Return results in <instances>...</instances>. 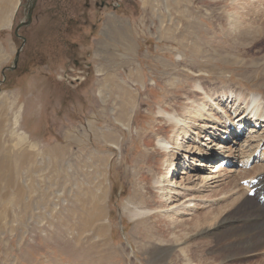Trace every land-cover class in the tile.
<instances>
[{
    "label": "rangeland",
    "instance_id": "rangeland-1",
    "mask_svg": "<svg viewBox=\"0 0 264 264\" xmlns=\"http://www.w3.org/2000/svg\"><path fill=\"white\" fill-rule=\"evenodd\" d=\"M20 2L0 0V264H184L179 251L192 242L208 245L203 264H264V247L212 263L215 234L203 232L175 243L171 259L152 254L171 241L157 236L155 216L193 205L188 219L227 199L254 198L246 184L264 174V125L240 126L239 102L224 95L214 98L217 109L198 108L206 98L192 83L211 94L264 95V0H118L116 11L95 0H40L35 21L16 35ZM114 27L127 31L131 49L110 37ZM226 127L242 132L234 143L215 138L207 149L221 147L213 168L186 173V159L194 168L202 158L184 151L169 185L173 172L149 164L158 140L175 138L176 148L188 133L191 148H206L211 128L226 137ZM161 197L164 207L128 216Z\"/></svg>",
    "mask_w": 264,
    "mask_h": 264
},
{
    "label": "bare ground",
    "instance_id": "bare-ground-1",
    "mask_svg": "<svg viewBox=\"0 0 264 264\" xmlns=\"http://www.w3.org/2000/svg\"><path fill=\"white\" fill-rule=\"evenodd\" d=\"M238 11H240V9ZM233 12H234V10H233ZM230 16H232V15H230ZM242 16L243 15H241V14L238 15V19H240V18L242 19ZM230 18H232V17H230ZM123 31H124V33H123ZM112 32L110 31L109 34H110V37L114 36L113 40H117L116 39V36H117L119 43L124 42V45L126 43L127 45L130 46L129 49H131L133 47V46H131L132 44L129 41L130 37H129V35H127V31H125V29L123 30V29H118V28L114 27V30ZM114 34H116V36ZM258 45L263 47V42H262V44H258ZM124 48L126 49V46H124ZM129 49H128V51H129ZM206 74H208V73H206ZM193 81H194V83H192V84H193V87H195V89L197 90L196 91L197 96L203 95L206 98V101H204V98L202 97L203 100H201L202 102L199 101L200 107H198V108L205 110V109H207L208 104L211 105L212 102L215 103V105H216L214 98L219 99L220 96L224 95L223 98H221V99L226 100V101L230 100L229 102H231V103L234 102L235 104L239 102L238 103V110H240L241 112L239 115H235L238 112V110H235L233 115L236 116L235 119L240 117V120L238 121V124L240 126H242L244 124V128L247 127L250 129L251 126H246L245 124L247 122L252 123L255 125V126H252V129H251L252 132L254 130L257 131L258 128L256 129L254 127H259V125H260V129L263 128V125H264V95H261L259 93H241V92L240 93H238V92L233 93V91L231 89H226V90L222 89V90H220L219 93L214 92L213 94H211V91H206L207 89L205 90V88H202V86H200V84L197 82V80H193ZM219 102H221V101H219ZM218 105L220 106V104H218ZM218 105H216V109H217ZM210 109L211 108H209V110ZM166 111L164 110V112H162L161 114L170 123L175 122L176 119L173 118L172 114H170L169 112H166ZM222 112L224 114L223 110H222ZM213 113H214V111H213ZM209 114L212 115L211 113H208V115ZM169 116H172V117H169ZM223 119H225V118L223 117ZM213 121H215V120L213 119ZM225 122H227V121H225ZM176 124H174V125H176ZM211 129L212 130H211V133L209 135V138L204 140V141H206L204 144V146L206 148H199L198 147V149L195 148V150L193 147L191 148L190 146H191V141L193 138H191V135L188 133H186V135H185L186 140L184 141V143L176 144L177 145L176 148H175V142H176L175 138L170 139V138L166 137V139H164V140L163 139L158 140V145H157L159 147L158 149H160V151H162L164 154L162 152H161L162 153L161 154L160 151L157 152L155 154V157H154L155 162H153L152 158H151V159H149V164L158 165V163H160V167H162L168 171L167 174H170L171 172H173V173H171L172 175H170L164 179V182L168 183L169 185H172V183L174 182V178H175V174H176V171H174L175 165H176L175 159L176 158L178 159V155L181 154L182 152L184 153V151L192 152V153H194V155L197 154V155L201 156V158H202L201 161L194 162V164H193L194 168H192L189 165V161L186 159L185 164H184V169H185L186 173H189L190 169H191V171H196L197 168H195V166L197 167V165L199 168H202V167L207 168V169L213 168V163L216 161V155H217L214 153V150L215 149L217 150V148L221 149V147L219 145L215 144L214 145L215 147H213L214 150L212 152L213 153L212 155H211V153L209 154V151H207V149L210 148L209 147L210 145L215 143V141H216L215 138H218V137H220L222 139L224 138V139H226L227 143H234L236 139H239L238 135L241 134L242 130L237 128V130H236L237 133H234V135L232 136L226 127V129H224V131H223L226 134V137H225V136L221 135L220 131H218V128H216V129L211 128ZM177 137H180V135L178 134ZM219 149H218V151H219ZM221 153L225 154V152H223V151ZM159 154L161 156L160 160L157 159ZM187 156H185L184 158H187ZM230 156H231V154L228 157L230 158ZM262 168H256V169L254 168L253 171H256L257 169L262 170ZM247 169H249V168L247 167L245 170H243L244 175H247V174L251 175L252 171L247 170ZM244 177H242V178H244ZM242 178L236 179V177H235L234 179H236L237 182H240L241 180H243ZM258 179H259L258 183H256V180H255V183L252 185H249L248 182L246 184L248 187V190L254 191L253 192L254 198H249L247 196L246 197L243 196L241 198L239 196V199H234V200L233 199H231V200L227 199L225 204L219 203L220 205L218 204L217 205L218 207L211 210V212L204 213V214H200V213L196 214V212H195L193 217L188 218V219H184V217H185L184 215H186V214H184V212L185 211L186 212L191 211L192 209H188V208H190L193 205H189L188 207H186L184 209V212L182 215L181 214L178 215L177 210H175L176 211L175 214L174 213L171 215L167 214L168 216H166L164 214L163 216L165 217V219L162 217L163 220H161L159 217L161 215L155 216V218L156 217L158 218V221L155 222L153 229H155L157 236H159L160 232H162V235L166 240H171L170 242L166 241L167 242V243H165L166 245L165 244L164 245H157V246L153 247V249H152L153 253L152 254L154 256L155 262L166 261L167 257H169V256H170L169 259H171V254L173 252L172 247H174V244L179 243L183 240L188 241L192 236L195 235L196 232H203L205 234H215L214 239L211 240L212 242H209L211 244H214L213 252L217 253V256H215V258H214L215 260L212 258L213 259L212 263L224 261V259H228L231 257L234 258V257H237L239 255L245 256L247 254H252V253L258 252L259 247L260 248L264 247V174H262L260 177H258ZM230 181H232L234 184H237V182H235V180L231 179ZM158 183H159V181H158ZM174 184H176V182ZM201 184H203V181L199 182V184L193 183V185H196L194 187L195 189H197ZM228 184L230 185L231 183H228ZM0 189H1V187H0ZM4 190H5V188H3V191ZM258 194H259V198L257 197ZM0 197H2V196H0ZM156 201L157 200L154 199V201H152L149 204V206H147L148 209L146 207L145 208H143V207L138 208L137 206H135L132 210L131 209H130V211L128 210L129 211L128 216L132 220H136V219L142 218L144 215H146L147 211L154 210L152 208H154L155 204L156 205L159 204L160 206H163V207L166 205V201H164V197H161V200L159 202H156ZM194 206H196V205H194ZM4 211H6L5 208H4ZM192 211H195V210L193 209ZM255 211H257V213H255ZM255 214H259V215H255ZM253 219H255V220H253ZM5 220H7V219H5ZM241 220H246L245 222H247V220H253L252 222L255 224H253L251 226H242V225L236 224L237 221H241ZM2 222H3V220H2ZM162 223H164L163 227L166 228L164 231H163ZM5 225H7L6 222H5ZM248 225H250V224H248ZM207 246L208 245H205V242H203V243L192 242L190 246H188L186 248L185 247L181 248L179 251V254L183 257L184 264H203V262H205L206 260L201 259V257H199V256H200V253L203 252L204 247H207ZM191 251H195L194 254ZM174 257H175V255H174ZM174 262H175V260H174Z\"/></svg>",
    "mask_w": 264,
    "mask_h": 264
},
{
    "label": "flooded vegetation",
    "instance_id": "flooded-vegetation-1",
    "mask_svg": "<svg viewBox=\"0 0 264 264\" xmlns=\"http://www.w3.org/2000/svg\"><path fill=\"white\" fill-rule=\"evenodd\" d=\"M22 1L25 4L27 2V0H22ZM39 1L40 0H34V4H36ZM94 6L96 8H98L99 10H110V9H114L116 11V9L118 7H120V4L118 3V0H95ZM29 8H30V5H28L27 7H21L20 8L22 10L23 17L25 18V20L24 21H21L20 24H19V26H22L20 28V30H24V28H27L28 26H30L35 21V15H34V13L31 12V20L30 21L25 16V15L29 14ZM21 40L24 41L25 39H21Z\"/></svg>",
    "mask_w": 264,
    "mask_h": 264
},
{
    "label": "water",
    "instance_id": "water-1",
    "mask_svg": "<svg viewBox=\"0 0 264 264\" xmlns=\"http://www.w3.org/2000/svg\"><path fill=\"white\" fill-rule=\"evenodd\" d=\"M28 4H30V8H29V14L27 15V18H28V20L30 21V20H31V11H32V8H33L34 4L31 3V0H29ZM19 7H20V5H19ZM21 27H22V26H19V27L16 29V35H19L18 32H19V30H20ZM18 59H19V58H18V55H17V56L15 57L14 65H17Z\"/></svg>",
    "mask_w": 264,
    "mask_h": 264
}]
</instances>
